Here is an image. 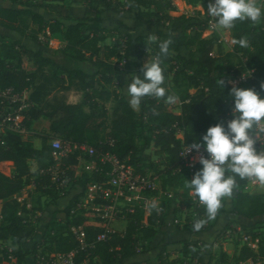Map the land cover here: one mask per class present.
Masks as SVG:
<instances>
[{
  "label": "trees",
  "instance_id": "trees-1",
  "mask_svg": "<svg viewBox=\"0 0 264 264\" xmlns=\"http://www.w3.org/2000/svg\"><path fill=\"white\" fill-rule=\"evenodd\" d=\"M7 1L9 6H0V28L29 37L37 47H25L18 38L0 45V88L12 87L17 91L30 88L28 98L32 105L24 113L23 122L30 129L34 120L43 118L48 120V129L37 135L40 140L38 148L24 140L21 134H0V162L10 161L13 166L11 175L0 171V264H27L26 257L31 253L35 257L38 249L41 254H61L76 249L74 264H117L131 258L138 253L140 240L151 239L158 233L164 214H158L154 208L145 214L144 210L136 208L133 212H126L122 232L96 240L103 224L90 220L84 215L85 211L76 206L86 184L101 181L104 171L92 170L88 176L78 177L77 153H66L60 159V167L65 170L69 188L66 192L61 191L47 172L53 164L52 150L47 141L60 137L70 143H86L101 151H110L140 173L143 172L140 164L149 159L146 150L152 146L157 153L164 155L161 172L166 175L178 173L180 149L198 141L207 127L218 122L226 125L232 118L233 101L229 91L233 86L253 88L264 96L261 88V83H264V27L247 19L235 21L230 27L231 50L224 51L217 35L201 36L202 22H195L196 18L186 14L171 15L170 11L176 10L172 0H124L129 11H136L131 17L113 20V28H110V21L106 22L109 16L103 13L107 10L115 13L119 0H87L89 8L86 11L91 14L86 12L78 17L59 12L46 17L36 10L43 6L33 0ZM184 1L189 5H200L203 9H207L210 2ZM260 8L259 20H263L264 0ZM144 27L154 28L156 40L133 35ZM191 27H195L192 35L186 32ZM122 28L125 32L120 31ZM113 29L117 35L112 43L104 42ZM39 34L44 35L46 41L59 40L62 46L45 50L46 46L40 44ZM240 38L247 41L246 47L233 42ZM165 40L171 42L168 52L162 54L160 44ZM145 49L150 50L151 60L159 58L165 95H172L178 101V113L168 109L169 103L164 97L151 96L142 97L139 108L133 110L126 95L116 87L123 84L119 80L121 72L117 61L123 60L124 69L134 65V73L142 75L139 59ZM23 57L32 64L31 71L21 66ZM61 60L72 65L66 66ZM81 64H88L90 68L86 69ZM243 76L245 80L242 82L236 85L229 83V80ZM53 88L61 93L46 99ZM69 90L80 92L82 100L67 102L63 92ZM107 102H111L110 116L104 105ZM178 130L182 132L180 138L177 137ZM254 132L255 125L250 130L252 137ZM109 138L114 140L112 145L107 143ZM31 159L36 164L34 171L29 168L28 160ZM29 183L33 184L35 192L47 196L53 211H59L65 217L64 224L47 230L44 240L37 242L31 250L24 246L37 234L38 222H25L18 212H41L42 207H27L25 201L20 203L16 200L21 189ZM236 183L242 187L244 178L237 176ZM180 186L182 191L175 197L183 205L189 199L190 188L184 178ZM222 211L247 219L264 216V195L251 194L234 186L230 200L221 203L217 213ZM204 212L205 208L198 210L199 214ZM262 223L264 228V220ZM70 226H81L86 243L92 247L78 249ZM249 230L253 234L257 232ZM258 234L257 250L239 246L234 256L235 264L257 263L264 259V229L262 234ZM7 244L10 251L5 247ZM197 244L184 243L181 255L199 264L202 252L201 245ZM164 253L165 248L162 247L157 254L158 264H184L183 258H168ZM222 255L225 254L222 252Z\"/></svg>",
  "mask_w": 264,
  "mask_h": 264
},
{
  "label": "rangeland",
  "instance_id": "rangeland-1",
  "mask_svg": "<svg viewBox=\"0 0 264 264\" xmlns=\"http://www.w3.org/2000/svg\"><path fill=\"white\" fill-rule=\"evenodd\" d=\"M39 4H41L42 8H37L36 10L40 11L46 17H50L55 13H61L62 15L68 14L67 16L78 17L83 14H86V10H88L87 0H33ZM258 7H261L262 0H255ZM10 5V3H6L3 0H0V6L5 4ZM172 3L176 7V10L170 11L171 15H179V14H186L192 16L194 19L196 18L195 22H202L204 24L203 29L201 30V36L206 37L210 35H217L220 39L222 48L224 51L231 50L232 47V39L230 37V27L229 28H215V30L208 31L206 30V15L207 9H203L200 5H189L184 0H172ZM127 3L124 0H119V5L116 6L115 13L104 11V16H109V19L106 20L110 21V28L114 27L113 20H119L125 17H131L136 9L128 10ZM87 14H91L88 13ZM124 16V17H122ZM105 22V24H106ZM257 24L264 27V19L258 20ZM34 27V25H31ZM121 32H125V29H120ZM154 28L153 27H144L137 29L133 35H143L147 40H156L154 36ZM166 33L168 31L165 30ZM189 34H194L195 27L188 28L186 30ZM42 39V43L46 47L45 50L49 51L50 49L58 48L62 46L61 42L57 39H48L46 41V37L42 34H39ZM117 33L113 29L111 35L107 37L104 41L106 43L111 44L113 39L116 37ZM18 38L22 41L25 47H32L36 48L37 44L32 41L27 36H20L19 34L14 33L13 31L6 30L0 28V45L3 42H9L10 40ZM46 41V43H45ZM185 54V51H182ZM59 59V57H58ZM151 61L150 50L145 49L144 55L139 59L141 65L144 64L146 60ZM116 61V59H113ZM61 63L65 64L66 66L72 65L65 60H61ZM117 64L120 70V78L119 80L123 83L120 85H116V87L120 90V92L129 99L127 93V84L130 75L135 72L136 67L131 65L128 68H123V60H118ZM21 66L26 71H31L33 66L30 62L26 60L25 57L22 58ZM86 69H89L90 66L88 64H81ZM62 76L64 75L62 72H59ZM116 82V81H115ZM229 83L235 85L233 80H229ZM238 83V82H237ZM116 84V83H115ZM24 95H29L31 89L27 88L24 89ZM56 88H53L49 91V94L46 96V99H49L52 94H60ZM63 96L67 102L75 103L82 100V94L75 90H69L63 92ZM107 113L110 116V106L111 102H107L104 104ZM87 110V106L84 107ZM28 109V108H27ZM168 109L174 113H178V101L174 100V102L169 103ZM27 111V110H26ZM48 127V120L39 118L32 122L31 128L28 129V132L23 134L22 138L28 141L33 146V141H35V137L38 134H42L47 130ZM182 132L178 130L177 137H181ZM60 139L62 142L65 140L61 139L60 137H55ZM50 143V140L47 141ZM146 153L149 156L148 161L140 164V168L143 173L151 174L153 177H156L157 180V188L152 192L142 191L135 194V199L130 201L131 204H135L134 210L136 208H141L144 210V213L147 214L150 208L156 209L157 213L164 214L163 215V222L158 233L151 239H142L139 241L138 245V253L132 257V260L138 262V264H158L157 262V254L161 250L162 247L165 248V253L167 254L168 258L177 259L183 258L181 255L182 246L184 243L194 244L197 242V245H201V252H202V261L199 264H235L234 263V256L237 254L238 248L240 246L239 238L240 232L249 229H255L256 234L259 236L258 232L262 234L263 232V223L264 216H256L251 219L243 218L229 212H219L215 215L214 218L209 219L206 212L199 214L198 210L205 208L197 207L194 202L192 201L193 198H196L191 190L189 192V199L184 201L183 205L179 204L178 199L175 197L176 193H180L182 191L181 179H189L191 180L194 175V170H189L187 168L181 167L178 168V173H171L170 175H166L161 171L164 168V155L157 153L156 149L150 146ZM79 163L76 170V176L78 177H86L88 176L92 168L89 167L91 165L90 161L86 156H81L79 158ZM150 165V166H149ZM3 171L7 172L6 168L3 166ZM200 167L197 166L196 169L198 170ZM180 169V170H179ZM69 185L61 189V191L66 192L68 190ZM60 191V192H61ZM251 194H256L263 196L264 195V187L258 186L251 189ZM27 194V205L31 206H40L42 207L41 210V218L37 220V234H36V242H42L45 238V233L47 230L52 228L54 230L58 225L64 224L65 217L61 212H55L48 205V198L47 196L40 195L38 192L34 191L33 184L29 183L21 189L19 195ZM67 197V196H66ZM231 196L221 198V203H226L230 200ZM197 199V198H196ZM64 201V200H63ZM120 204H123L124 201L121 199L119 200ZM1 204V203H0ZM66 204V202H64ZM187 204V205H186ZM191 204V205H190ZM120 206V205H119ZM220 209V208H219ZM217 210V212L219 211ZM125 215L126 210L125 207H122L121 214L117 217L116 221L114 222V228L118 231L122 232L125 227ZM202 221L201 227L202 230H196L193 225L194 223ZM230 230V236H226V231ZM39 238V239H38ZM260 238V236H259ZM222 252L225 254L222 255ZM34 264H38L35 261L34 256L32 255ZM223 258V259H222ZM225 259V260H224ZM184 264H198L195 263L194 260H191L189 257L183 258ZM224 260V261H223ZM132 261V262H133ZM119 264V263H117ZM243 264H264V259L258 261L257 263H252L251 261L244 262Z\"/></svg>",
  "mask_w": 264,
  "mask_h": 264
},
{
  "label": "clouds",
  "instance_id": "clouds-1",
  "mask_svg": "<svg viewBox=\"0 0 264 264\" xmlns=\"http://www.w3.org/2000/svg\"><path fill=\"white\" fill-rule=\"evenodd\" d=\"M207 13L214 18V27L229 28L237 20L257 22L261 17V8L255 0H210ZM170 40L160 44V53L168 52ZM241 47L247 46V41L240 38ZM143 74L132 73L128 79V103L137 110L142 97H164L172 103L175 97L165 95L163 87L164 75L159 58L148 59L142 65ZM264 89V83H261ZM229 95L232 97V118L224 123H216L207 127L198 141L188 145L187 150H198L201 146L207 152V157L201 156V167L194 173L187 186L192 194L204 205L208 218H214L221 206V198L232 194L236 177L255 178L259 186L264 187V151H257L255 140L250 135L254 125L264 120V96L253 88L233 86ZM264 130V129H262ZM202 221L194 223L199 230Z\"/></svg>",
  "mask_w": 264,
  "mask_h": 264
},
{
  "label": "built area",
  "instance_id": "built-area-1",
  "mask_svg": "<svg viewBox=\"0 0 264 264\" xmlns=\"http://www.w3.org/2000/svg\"><path fill=\"white\" fill-rule=\"evenodd\" d=\"M206 30L213 31L215 21L214 18L206 15ZM201 29V28H200ZM41 39V38H40ZM245 80V77L233 79V83L238 84ZM238 82V83H237ZM31 102L24 91L14 90L12 87L0 88V134L6 132L25 134L28 128L25 126L24 113L31 107ZM28 108V109H27ZM264 120L260 124L255 125V132L253 139L255 140V148L257 151H264ZM114 140L109 138L107 143L112 145ZM188 145L183 146L179 151L180 165L179 168L184 167L189 170L201 167L199 158L201 156L207 157V152L201 146L198 150H187ZM50 148L53 164L47 168L50 173L51 180L57 183L58 188L67 186V179L64 177L65 170L60 167V159L66 153H77V161L83 155L88 158L92 170L104 171V176L101 181L89 182L83 195L79 198L77 208H82L87 218L98 220L103 224V230L96 237V240H104L111 234L118 232L114 228V222L121 214L122 207H125L126 212H133L135 204L130 201L135 199V194L142 191L152 192L157 188L156 177L151 174L137 172L131 165L121 162L110 151H101L99 148L88 145L86 143H70L68 141L62 142L58 138L50 140ZM99 164V166L97 165ZM98 166V167H97ZM180 170V169H179ZM43 172V170H40ZM244 185L240 187L235 183V188L251 193V189L258 187V181L255 178H244ZM25 196L17 195V202H23ZM124 203L120 204L119 200ZM192 201L197 207L204 205L198 199L193 198ZM120 205V206H119ZM27 207H29L26 204ZM23 217L25 222H36L41 217V212L35 210L34 212H18ZM70 231L77 241V248L92 247L85 241V233L81 226H70ZM120 232V231H119ZM231 231H226V236H230ZM260 238L256 233H251L248 230L240 232L239 243L240 246H246L252 251H256L259 246ZM7 251L11 250L10 245L5 246ZM77 250H71L67 253L61 254H41L39 249L35 254V261L38 264H74V255ZM239 262L237 264H243ZM84 264V262L80 263Z\"/></svg>",
  "mask_w": 264,
  "mask_h": 264
},
{
  "label": "crops",
  "instance_id": "crops-1",
  "mask_svg": "<svg viewBox=\"0 0 264 264\" xmlns=\"http://www.w3.org/2000/svg\"><path fill=\"white\" fill-rule=\"evenodd\" d=\"M4 2H6V3H9L7 0H3ZM5 4V3H4ZM3 6H7V4H5V5H3ZM9 6V5H8ZM65 15H68V14H65ZM45 16V15H44ZM70 16V15H69ZM71 103V102H70ZM47 129H48V127H47ZM47 131V130H46ZM35 138H37V137H35ZM33 147H35V148H38L39 146H40V140L37 138V139H35V141H33ZM28 164H29V168H30V170L31 171H34L35 169H36V164H35V161L34 160H28ZM5 167L6 168V170H7V172H4L3 171V168L2 167ZM0 171L3 173V174H5V175H11L12 173H13V166H12V162H10V161H2V162H0ZM23 196H25V198H24V201H25V203H27V201L25 200V199H27L26 197H27V194H24ZM0 203H1V201H0ZM1 205V204H0ZM29 205V204H28ZM90 220H93L92 218H89ZM114 225V224H113ZM35 237H36V235H35ZM33 238V239H31L30 241H28L26 244H25V246H24V248L25 249H29V250H31L34 246H35V244L37 243L36 241H37V239L36 238ZM39 239V238H38ZM39 242V241H38ZM135 256V255H134ZM133 256V257H134ZM133 260H132V257L131 258H128V259H123V260H120L118 263L119 264H127V263H129V262H132ZM26 263L27 264H34V262H33V258H32V253L31 254H29L27 257H26Z\"/></svg>",
  "mask_w": 264,
  "mask_h": 264
}]
</instances>
